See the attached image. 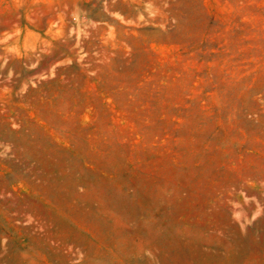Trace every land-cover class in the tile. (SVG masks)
<instances>
[{
	"label": "rangeland",
	"instance_id": "374dc122",
	"mask_svg": "<svg viewBox=\"0 0 264 264\" xmlns=\"http://www.w3.org/2000/svg\"><path fill=\"white\" fill-rule=\"evenodd\" d=\"M0 264H264V0H0Z\"/></svg>",
	"mask_w": 264,
	"mask_h": 264
}]
</instances>
